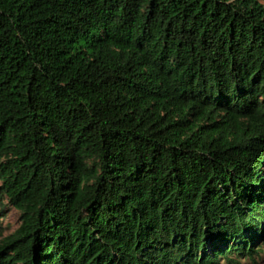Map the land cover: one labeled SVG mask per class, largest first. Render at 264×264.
<instances>
[{
    "label": "trees",
    "instance_id": "obj_1",
    "mask_svg": "<svg viewBox=\"0 0 264 264\" xmlns=\"http://www.w3.org/2000/svg\"><path fill=\"white\" fill-rule=\"evenodd\" d=\"M3 200L0 264L253 260L264 0H0Z\"/></svg>",
    "mask_w": 264,
    "mask_h": 264
},
{
    "label": "rangeland",
    "instance_id": "obj_2",
    "mask_svg": "<svg viewBox=\"0 0 264 264\" xmlns=\"http://www.w3.org/2000/svg\"><path fill=\"white\" fill-rule=\"evenodd\" d=\"M0 243L3 239L10 236L19 227L21 223V215L15 211L6 200H3L2 207H0ZM257 248H260L257 256L253 260L248 258L241 259L240 264H264V241H256ZM220 264H225L221 261Z\"/></svg>",
    "mask_w": 264,
    "mask_h": 264
}]
</instances>
